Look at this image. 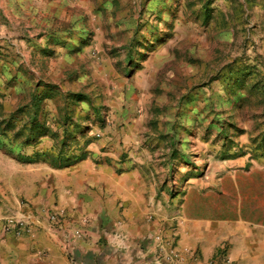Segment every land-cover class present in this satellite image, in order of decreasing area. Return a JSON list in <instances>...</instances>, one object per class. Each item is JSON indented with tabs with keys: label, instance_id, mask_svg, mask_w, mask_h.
Segmentation results:
<instances>
[{
	"label": "rangeland",
	"instance_id": "obj_1",
	"mask_svg": "<svg viewBox=\"0 0 264 264\" xmlns=\"http://www.w3.org/2000/svg\"><path fill=\"white\" fill-rule=\"evenodd\" d=\"M133 124L164 184L198 159L250 155L237 174L250 187L264 166V0H0L1 151L48 138L56 157L80 154Z\"/></svg>",
	"mask_w": 264,
	"mask_h": 264
},
{
	"label": "crops",
	"instance_id": "obj_2",
	"mask_svg": "<svg viewBox=\"0 0 264 264\" xmlns=\"http://www.w3.org/2000/svg\"><path fill=\"white\" fill-rule=\"evenodd\" d=\"M99 132L80 154L56 157L48 138L17 159L0 150V264H156L158 233L179 264H264V188L252 185L264 187V166L247 173L252 188L237 177L250 155L206 169L198 159L164 184L142 127ZM9 220L30 227L18 236L5 230Z\"/></svg>",
	"mask_w": 264,
	"mask_h": 264
},
{
	"label": "built area",
	"instance_id": "obj_3",
	"mask_svg": "<svg viewBox=\"0 0 264 264\" xmlns=\"http://www.w3.org/2000/svg\"><path fill=\"white\" fill-rule=\"evenodd\" d=\"M63 215L62 213L50 215V221H58L59 218ZM30 225L23 220H9L5 225V230L7 232L15 231L16 235H21L22 231L25 229L28 231ZM77 238H81L83 233L77 232ZM155 242L157 245V255L155 258L156 264H179L180 259L178 253L173 248H167V241L164 236L160 233L156 234ZM229 263V261H228Z\"/></svg>",
	"mask_w": 264,
	"mask_h": 264
},
{
	"label": "trees",
	"instance_id": "obj_4",
	"mask_svg": "<svg viewBox=\"0 0 264 264\" xmlns=\"http://www.w3.org/2000/svg\"><path fill=\"white\" fill-rule=\"evenodd\" d=\"M34 100H35V106L37 107V104L39 103V102H38V103L36 104L37 96L34 97Z\"/></svg>",
	"mask_w": 264,
	"mask_h": 264
}]
</instances>
